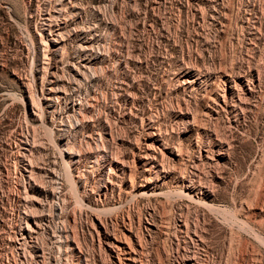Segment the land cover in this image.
<instances>
[{
  "label": "rangeland",
  "instance_id": "obj_1",
  "mask_svg": "<svg viewBox=\"0 0 264 264\" xmlns=\"http://www.w3.org/2000/svg\"><path fill=\"white\" fill-rule=\"evenodd\" d=\"M182 65L200 66L207 91L220 73L254 76L251 95L235 90L244 113L200 116L224 160L192 152L195 132L180 137L190 157L173 176L191 196L172 175L146 185L131 160L149 119L179 133L172 105L202 99ZM263 73L264 0H0V264H264Z\"/></svg>",
  "mask_w": 264,
  "mask_h": 264
},
{
  "label": "bare ground",
  "instance_id": "obj_2",
  "mask_svg": "<svg viewBox=\"0 0 264 264\" xmlns=\"http://www.w3.org/2000/svg\"><path fill=\"white\" fill-rule=\"evenodd\" d=\"M51 1V0H50ZM69 1V0H68ZM75 4V3H74ZM77 5V4H76ZM55 9V8H54ZM64 9V8H63ZM44 12V11H43ZM78 14V12H77ZM74 15V14H73ZM53 16V15H52ZM56 16V15H55ZM51 18V17H50ZM53 18V17H52ZM69 18V17H68ZM67 18V19H68ZM218 18V17H217ZM56 22V21H55ZM46 24V23H45ZM88 27V26H87ZM47 28V27H46ZM60 28V27H59ZM67 28V27H66ZM83 31V30H82ZM54 32V31H53ZM62 35V34H61ZM69 35V34H68ZM62 37V36H61ZM94 37V36H93ZM66 38V37H65ZM68 39V38H67ZM56 40V39H55ZM43 41V40H42ZM45 42V41H43ZM94 45V44H93ZM82 46V45H81ZM94 47V46H92ZM65 48V47H64ZM85 48V47H84ZM89 48V47H88ZM101 49V48H100ZM47 50V49H46ZM66 50V49H65ZM76 50V49H75ZM45 53V52H44ZM69 57V56H68ZM46 58V57H45ZM60 60V59H59ZM249 60V59H248ZM65 61V60H64ZM68 62V61H67ZM66 62V63H67ZM77 62V61H76ZM90 62V61H89ZM189 62V61H188ZM63 63V62H62ZM49 64V63H48ZM185 64V63H184ZM190 64V63H189ZM194 64V63H193ZM192 64V65H193ZM259 64V63H258ZM66 65V64H65ZM186 65V64H185ZM190 65V66H183L184 69L182 67L179 68L178 72V76L180 77V75H182V77H185V80L183 82L182 86L185 89H195L197 90V92L203 87H205L206 85V81L207 79H203L201 80L202 77H205V74H202L201 68L199 67H193L195 65ZM248 65V64H247ZM263 65V64H262ZM198 66V65H196ZM251 66V65H250ZM75 67V66H74ZM262 67V66H261ZM87 68V67H86ZM217 69V68H216ZM225 69V68H224ZM67 70V69H66ZM91 70V69H90ZM205 69H203L204 71ZM219 72L221 70V68L218 69ZM223 70V69H222ZM221 70V71H222ZM210 72V70H208ZM213 71V70H212ZM232 71V70H231ZM245 71V70H244ZM249 71V69H248ZM53 72V71H52ZM216 72V70H215ZM218 72V71H217ZM224 72V71H223ZM226 72V71H225ZM230 72V71H229ZM257 73V83H259L260 81V72L258 73V71H256ZM63 73V72H62ZM204 73V72H203ZM206 73V72H205ZM208 73V72H207ZM232 73V72H231ZM230 73V74H231ZM251 73V72H249ZM52 74V73H51ZM69 74V73H68ZM97 74V72H96ZM175 74V73H174ZM177 74V73H176ZM227 71V73H220L219 75H216V81H214V87L213 88H209L207 91L204 88V93L208 92V93H203V95H201L202 99H195V102H193V106L192 105H187L186 102L184 105H179L177 103V106L173 108V105L171 107V115L176 119L179 120V125L180 123L182 124V127L180 128V132L179 133H174L173 131H168V130H162L158 125H155L153 122H151V120L149 119L145 126H146V132L143 136V149H142V153L141 151H139V153L137 152V154L132 153L134 155L132 156V163L136 164V168L140 177L141 175L146 174V178L145 181L146 185H153V178L158 177V179H166L167 177H170V175H172V177H174L173 180H175V183H179L182 188L184 189V193H186L187 195H190L194 192L193 189V184L189 181V183H185V177L183 176H173V171L174 169V161H178V160H183L184 156H189L187 154H185L186 152L183 145H182V138H180L182 135H184L185 133H189V132H195V134L197 135V140H195L194 144H190L191 150L192 152H198V156L200 157V159H205L206 161H210V162H219V160H224L227 157L228 154V150L226 148L223 147L224 144L222 143H215V141H213V139L211 140L212 137V133H209V129L206 128V124L205 121L203 120V118L201 119V117L204 116L205 117H211L208 116L209 114H219L221 112H224L226 114H230V113H234V118L239 116V113H244L243 111L249 108V104L248 101L246 103V99L248 98V96H246V99H243L245 97V95L243 96V98H241V94L239 96V92H235V90H243L246 95H251L252 94V89H250V84L251 82H253V77L252 74H249L250 77L248 80L246 79V84L243 80V77H236L235 75L232 77ZM247 74V73H246ZM264 74V73H263ZM55 75V74H54ZM233 75V74H232ZM240 74H237V76ZM60 76V75H59ZM175 75H173L174 77ZM177 76V77H178ZM202 76V77H201ZM211 76V75H210ZM248 76V75H246ZM86 77V76H85ZM89 78V77H88ZM209 78V76L207 77ZM232 79L233 84L228 86V82L229 79ZM61 79V78H60ZM210 79V78H209ZM214 79V78H213ZM245 79V78H244ZM211 80V79H210ZM82 81V80H81ZM89 81V80H88ZM209 81V80H208ZM213 81V80H212ZM53 82V81H52ZM51 83V82H49ZM79 83V82H78ZM211 83V82H210ZM208 82V84H210ZM52 84V83H51ZM249 84V85H248ZM260 84V83H259ZM247 85V86H246ZM258 85V84H257ZM210 86V85H209ZM252 86V85H251ZM47 88V87H46ZM77 88V87H76ZM121 88V87H120ZM254 88V87H253ZM221 90V91H220ZM58 91V88H57ZM57 91L56 89H52L49 88L46 91V94L43 96L44 100L46 101L47 104H51V101L53 100L54 97L57 96ZM60 91V90H59ZM190 91V90H189ZM202 91V90H201ZM220 91V92H218ZM254 91V90H253ZM200 92V91H199ZM243 92V91H241ZM243 92V93H244ZM208 94V95H207ZM200 96V95H199ZM253 97V96H252ZM200 98V97H199ZM251 98V97H250ZM254 98V97H253ZM134 99V98H133ZM249 100V99H248ZM251 100V99H250ZM190 101V100H189ZM188 101V102H189ZM173 102V101H172ZM75 103V102H74ZM88 106V105H87ZM73 110V109H72ZM77 111V110H76ZM74 112V111H73ZM153 113V112H152ZM81 112L80 110L77 111L76 113L74 112V114H72L71 118L74 119V121L76 122V124L80 123L83 121V115L81 116ZM208 114V115H207ZM159 115V114H158ZM244 115V114H243ZM242 115V116H243ZM151 117V116H150ZM191 117V119H190ZM232 117V116H231ZM160 118V117H159ZM201 120H200V119ZM63 119V118H62ZM228 119V118H227ZM70 120V119H69ZM145 121V120H144ZM178 123V122H177ZM175 124V123H174ZM62 125V124H61ZM202 125V126H200ZM78 126V125H77ZM73 127V126H72ZM170 127V126H169ZM174 128V127H173ZM168 129V128H167ZM63 130V129H62ZM66 131V130H65ZM177 132V131H176ZM200 138V140H199ZM203 138H206L207 141H204ZM213 138V137H212ZM203 139V141H202ZM220 142V141H219ZM99 143V142H98ZM137 143V142H136ZM210 144V145H209ZM97 146V145H95ZM104 146V145H103ZM142 146V145H141ZM110 148V147H108ZM217 149V153H215L213 151V149ZM229 148V147H227ZM97 149V147L95 148V150ZM99 149V150H98ZM96 151V155L100 156V158L104 159L105 163H107L109 166L114 165L117 170L120 171V173H122V175L125 174V165L124 163H122L121 161L118 160V157L116 159L112 158H108L106 153L104 151H100L101 148H98ZM69 150V148H68ZM106 151V150H105ZM136 152V151H135ZM188 152V150H187ZM190 153V152H189ZM67 159L66 164L69 167H74L77 163V159L76 157H78V154L75 152V150H69L67 151L66 149L64 150L63 153ZM80 154V153H79ZM197 154V153H196ZM195 154V155H196ZM191 155V154H190ZM193 155V153H192ZM81 156V155H80ZM121 156V155H120ZM197 156V157H198ZM129 157V156H128ZM190 157V156H189ZM193 156H191L192 158ZM188 160L189 158H185V160ZM199 160V158H198ZM189 161V160H188ZM191 161V160H190ZM193 161V160H192ZM204 161V160H203ZM120 162V164L118 165V163ZM124 162V161H123ZM182 162V161H181ZM180 162V164H181ZM185 162V161H184ZM116 163V164H115ZM179 163V162H178ZM190 163V162H189ZM30 164V163H29ZM128 164V163H127ZM177 164V163H176ZM183 164V163H182ZM186 165V164H185ZM93 166V165H91ZM133 166V168H134ZM178 166V165H177ZM33 167V166H32ZM128 167V166H127ZM195 168V166H194ZM129 169V168H128ZM131 169V168H130ZM135 170V169H134ZM67 171H68V167H67ZM176 171V170H175ZM186 171V170H185ZM192 171V170H190ZM109 172H111V170H109ZM134 172V171H133ZM130 172H128L127 174H129ZM47 174V173H46ZM70 173L68 172V175ZM111 174V173H110ZM132 174V173H130ZM30 175V174H29ZM67 175V176H68ZM138 175V176H139ZM125 176V175H124ZM131 176V175H130ZM134 176V175H133ZM155 176V177H154ZM188 176V175H187ZM127 176H125L126 178ZM144 177V176H143ZM71 178V177H70ZM103 179V177H101ZM122 178V179H121ZM130 178V177H129ZM258 178V177H257ZM35 179V178H34ZM112 179V178H111ZM120 182L123 181V176L120 177ZM134 179V178H133ZM170 179V178H169ZM172 179V178H171ZM259 179V178H258ZM132 180V179H131ZM155 180V179H154ZM191 180V179H189ZM195 181V178H194ZM127 182V181H126ZM163 182V181H162ZM41 183V182H40ZM130 184H132L131 182H129ZM165 182H163L164 184ZM124 184V182H123ZM127 184V183H126ZM101 185V184H100ZM122 185V184H121ZM146 185H142V187H145V189H143V192H146L147 194L149 192L152 193V186L151 188H149V186ZM156 185V184H155ZM179 186V185H178ZM131 187L134 190H138L137 186L131 185ZM130 188V186H129ZM131 189V188H130ZM157 189V188H156ZM261 189V188H260ZM259 189V190H260ZM264 189V188H263ZM197 190V189H196ZM252 190V189H251ZM262 190V189H261ZM130 191H128L129 193ZM154 192V191H153ZM126 193V195L128 194ZM200 193L203 195H207V191L205 190H200ZM197 194V193H196ZM132 195V192H131ZM136 195V194H135ZM134 195V196H135ZM152 195V194H151ZM150 195V196H151ZM183 195V194H182ZM195 195V194H194ZM262 195V194H261ZM141 196H143L141 194ZM145 196V195H144ZM257 196V195H256ZM187 197V196H186ZM262 197V196H261ZM36 199V198H35ZM136 199V198H135ZM191 199V198H190ZM195 200V199H194ZM259 202V201H258ZM64 203V202H63ZM27 206V205H26ZM257 206V205H256ZM249 207V205H248ZM44 208V207H43ZM42 210V209H41ZM263 210V209H262ZM36 215V214H35ZM259 221V220H258ZM38 224V223H36ZM244 226V225H243ZM28 227V226H27ZM32 229V228H31ZM67 230V229H66ZM64 231V230H63ZM153 231V230H152ZM36 232V230H35ZM62 232V231H61ZM64 233V232H63ZM256 233V232H255ZM61 234V233H60ZM70 234V232H69ZM257 234V233H256ZM59 236V235H58ZM64 236V235H63ZM66 236H68L66 234ZM142 236V235H141ZM60 237V236H59ZM62 237V236H61ZM70 237V236H69ZM68 237V238H69ZM67 238V237H66ZM67 238V239H68ZM129 239V238H128ZM63 240V239H62ZM61 240V242H62ZM74 240V239H73ZM116 240V239H115ZM26 241V240H24ZM23 241V242H24ZM29 241V240H28ZM33 241V239H32ZM57 243V240H55ZM130 241V240H129ZM242 241V240H241ZM18 242V241H17ZM59 242V239H58ZM131 242V241H130ZM55 243V242H54ZM55 243V244H56ZM66 243V242H65ZM21 244V243H20ZM34 244V243H33ZM54 244V245H55ZM61 244V243H60ZM128 244V243H127ZM239 244V243H238ZM25 245V243L23 244ZM57 245V244H56ZM68 245V244H67ZM77 245V244H76ZM113 245V244H112ZM145 245V244H144ZM27 246H29L27 244ZM31 247L33 246L32 243L30 245ZM29 246V247H30ZM35 246V245H34ZM59 246V245H58ZM131 246V245H130ZM141 246V245H140ZM129 247V246H128ZM19 248V247H18ZM39 248V247H38ZM59 248V247H58ZM63 248V247H62ZM80 248V247H79ZM34 249V248H33ZM61 249V248H59ZM66 249V248H65ZM72 246L70 245L69 250L72 251ZM115 249V248H114ZM27 250V248H26ZM64 250V249H63ZM62 250V251H63ZM120 250V249H119ZM60 251V250H59ZM125 251V250H124ZM140 251V250H139ZM74 252V251H73ZM128 256L126 258V260L130 261V262H134V252L131 251H126ZM68 253V252H67ZM66 253V254H67ZM144 253V252H143ZM60 254V253H59ZM63 254V253H62ZM61 254V255H62ZM69 254V253H68ZM71 255V254H70ZM145 255V254H144ZM26 256V254H25ZM33 256V255H31ZM39 257V255H36ZM44 256V255H43ZM72 256V255H71ZM63 257V256H62ZM45 258V257H44ZM61 258V257H60ZM70 258V256H69ZM124 258V257H123ZM62 259V258H61ZM37 260V259H35ZM119 260V259H118ZM121 260V259H120ZM23 261V260H22ZM61 261V260H60ZM127 261V262H128ZM141 261V260H140ZM37 262V261H36ZM115 262V261H114ZM123 262V261H122ZM23 263V262H22ZM27 263V262H26ZM62 263V262H61ZM67 264V263H65ZM125 264V263H124Z\"/></svg>",
  "mask_w": 264,
  "mask_h": 264
}]
</instances>
